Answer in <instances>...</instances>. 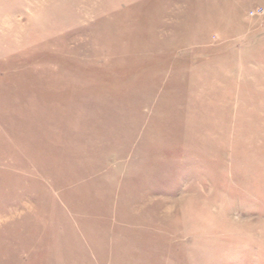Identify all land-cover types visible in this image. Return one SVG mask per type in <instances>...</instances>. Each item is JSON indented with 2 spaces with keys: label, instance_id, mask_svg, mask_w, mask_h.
<instances>
[{
  "label": "rangeland",
  "instance_id": "1",
  "mask_svg": "<svg viewBox=\"0 0 264 264\" xmlns=\"http://www.w3.org/2000/svg\"><path fill=\"white\" fill-rule=\"evenodd\" d=\"M0 264H264V0H0Z\"/></svg>",
  "mask_w": 264,
  "mask_h": 264
}]
</instances>
